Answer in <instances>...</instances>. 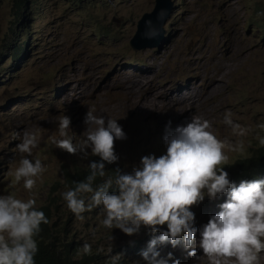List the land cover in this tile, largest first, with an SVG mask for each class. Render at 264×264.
Returning a JSON list of instances; mask_svg holds the SVG:
<instances>
[{"label":"clouds","instance_id":"clouds-1","mask_svg":"<svg viewBox=\"0 0 264 264\" xmlns=\"http://www.w3.org/2000/svg\"><path fill=\"white\" fill-rule=\"evenodd\" d=\"M8 1L12 3L15 17H21L22 22L28 19L38 3L37 0L33 3L31 0L22 3L0 0V3L4 5ZM172 1L174 9L175 2H184ZM258 1L261 3L256 8L264 15V0ZM152 12L141 16L137 30L128 42L133 54H145L144 60L149 59L148 51L162 55L170 45L165 33L172 15L162 26L165 30L162 33L157 23L164 15L158 16V20L144 18ZM250 15L251 11L246 22L251 29L255 25L250 26ZM148 19L149 30L154 26L157 32L146 30L144 21ZM66 22L67 19L57 18L48 29L57 30ZM140 24L144 35L156 41L157 47L142 49L141 42L138 47L132 45ZM20 40L9 65L16 66L13 77L26 70L38 54L37 50L30 49L29 32ZM24 61H27L26 65L22 66ZM156 62L150 66L153 75L132 74L128 68L118 70L116 79L120 81V77H125L121 83L127 92L147 86L146 93L137 102L141 108H152L141 105L152 83L133 84L129 89V81L134 77H151L163 85L172 76H180L179 82L167 90L168 94L191 84L179 85L182 82L179 74L157 78ZM153 64L155 68H152ZM122 70H128L129 76ZM67 75H71L74 82L67 81ZM43 78L38 72L32 74L29 80L40 86L20 84L14 99L7 105H0V117L6 123L0 126L2 146L18 133L6 154V158H17L13 166L16 188L5 189L0 183V264H39L53 250L52 229L56 222L63 233L69 234V238L58 245L59 252L69 250L63 247L64 241L79 242V256L93 254L110 264H264L260 255L264 253V179L261 178L264 171L244 178L234 177L230 167L239 159L233 161L226 149L228 145L230 150H239L242 145L233 148L217 129L208 131L211 125L202 119L205 116L188 114L185 118L151 127L147 119L135 117L137 111L130 108L127 109L131 119L129 124L118 116H97L89 106L80 108L79 122L83 127L77 134L75 117L63 115L59 119V130L45 141L42 132L32 128L27 113L15 114L21 104L19 99L25 93L30 98L29 106L34 107L38 97L48 92L43 86ZM55 78L59 85L56 100L45 104L61 103L65 97L63 91L69 95L68 84L77 85L75 94L81 91L69 71L63 73V80L59 81V76ZM198 80L203 79L200 76ZM9 91L12 96L14 92ZM162 100L164 110L165 101L171 100ZM171 102L175 103L176 111L198 104L183 109L182 104ZM37 115L43 116L44 110ZM231 116L227 112L224 123L237 135H244L245 129L234 123ZM16 118L18 124L13 122ZM24 121L26 127L21 129ZM139 122L144 123V127H138ZM258 128L264 132L260 129L264 124ZM135 132L151 135V140L138 150H132ZM260 144L264 145V138H260ZM47 145L60 160L59 174L40 189L39 184L48 170ZM123 161L128 162L126 167L122 166ZM101 217L111 239L117 241L106 248H98L78 240V225H88L91 219L98 221ZM69 226H73V230ZM90 244L98 252L91 250ZM123 246L124 250L120 251ZM74 248L77 247L70 250Z\"/></svg>","mask_w":264,"mask_h":264},{"label":"rangeland","instance_id":"rangeland-1","mask_svg":"<svg viewBox=\"0 0 264 264\" xmlns=\"http://www.w3.org/2000/svg\"><path fill=\"white\" fill-rule=\"evenodd\" d=\"M37 1L35 5L37 8L23 22L21 17H15L11 2L8 1L4 5L0 3V105H7L14 99L19 93L20 84L39 85L29 78L34 73L41 74L45 81L43 86L47 87L48 92L38 97L34 107L29 106L30 98L28 93H25L19 99L21 104L15 114L27 113L32 128L42 132L45 141L50 140L59 130V119L63 115L75 117L77 134L83 127L79 120L80 108L84 106L92 107L97 116H118L129 124L131 119L127 109L130 108L137 111L135 117L147 119L151 127L185 118L188 114L205 116L202 119L208 120L211 125L208 131L217 129L233 148L242 145L239 150H230L227 145L228 150L234 154L231 156L233 161L238 160V156L246 155L250 145L258 138V133H261L258 127L264 124V110L260 113H249L246 124L240 120L244 116L242 109L228 111L223 103V97L227 90L233 93V88L244 93L255 88L248 75V69L251 67L252 71L256 72L264 68V63L252 61L237 53L231 54V47H228L225 56L214 55L209 45L199 42L201 38H205L211 43V40L205 37L209 31L213 34L215 42H222L227 27L235 28L238 37L248 42L246 35L253 33V27L250 29L246 22L249 16L247 5L251 0H184L181 4L175 2L176 8L166 24L165 35L168 36L170 45L162 55L148 51L146 54L148 60H144L143 52L133 54L129 50L128 42L137 30L141 16L152 11L154 0ZM226 1L232 2L228 14L217 4ZM230 5L227 4V7ZM57 18L67 19V22L61 24L57 30L48 29L55 24ZM28 32L31 35L30 49L37 50L38 54L34 56L26 70L13 77L16 66L9 65L16 47L21 43L20 38ZM229 35H232V32ZM153 62L157 63L155 74L157 78L166 79L179 74L182 79L179 85L191 83L185 85L186 91L179 87L173 93L175 96L181 94L183 97L169 100L175 101L177 105L184 104L185 109L187 106H195L197 102L198 104L184 111H176L175 103L171 101H165V109L162 111L137 106L141 96L146 93L147 86L135 89L132 93L127 92L121 80L116 79L118 70L128 68L132 74L153 75L154 72L150 71ZM65 71L75 76L81 91L75 94L72 87L75 86L77 91V85L68 84L66 88L70 89L69 95H65V90L63 91L65 99L63 98L59 106L56 103L45 104L46 101L56 100L59 85L55 76H59L61 81ZM195 72L202 77L201 82L198 80L200 76L195 74L197 80L194 79L192 83L194 76L192 78L190 76ZM120 79L123 80L125 77L122 76ZM197 81L198 86L194 87ZM171 83L172 77L158 89L156 81L152 84L154 94L156 90H162L159 94H164L166 88L170 90ZM59 84L64 87L63 84ZM229 84L231 88L227 89ZM128 88L131 89V85ZM10 89L14 92L12 96ZM197 93L200 95L199 98ZM158 101L163 102L162 99ZM42 110L44 115L38 116ZM227 112L232 114L234 123L245 129L244 135H237L231 126L224 123V115ZM13 122L18 124L19 119L16 118ZM5 124L0 117V126ZM17 137L18 133H15L4 146L0 143V177L3 176L0 183L5 189L16 188L13 166L17 158H6V154L10 152ZM150 137L149 134L135 132L132 150H138L142 144L151 140ZM2 139L3 134L0 131V140ZM47 146L50 155L48 170L39 184L40 189L46 187L59 174L60 160L53 148ZM9 177L12 178L8 179ZM102 221L101 217L98 221L96 218L91 219L88 225L79 224L78 240L92 243L98 248H106L116 242L117 240L111 239L110 232L103 226ZM69 229L73 230V226H69ZM260 255L261 261H264V253Z\"/></svg>","mask_w":264,"mask_h":264},{"label":"trees","instance_id":"trees-1","mask_svg":"<svg viewBox=\"0 0 264 264\" xmlns=\"http://www.w3.org/2000/svg\"><path fill=\"white\" fill-rule=\"evenodd\" d=\"M19 3H22L24 0H17ZM248 2L247 10L251 11V15L249 18V24L253 27V33L250 35H246L248 42H244L242 39L238 37V32L233 27L226 28V36L223 37V41L217 43L214 41V36L211 32H207L206 36L211 40V43L205 38H201L199 42L205 43L211 47L212 54L225 56L226 50L228 47H231V51L233 53H237L239 56L248 57L250 60H258L259 62L264 63V15H262L257 10V5L261 3L258 0H252ZM217 4L221 5V9L223 12L228 14L229 9L232 7L231 1H226L221 4L217 2ZM227 4H231L227 7ZM255 4V5H254ZM254 5V6H253ZM226 8V9H225ZM260 18H263L258 22ZM259 26V27H258ZM262 26V27H261ZM232 28L235 32L236 41L231 42L228 37V29ZM256 28V29H255ZM212 42H215L212 44ZM248 75L251 78V81L254 82L255 88H252L247 93L240 92L239 89L233 88L234 92L227 90L225 93V97H223V103H225L228 111L240 110L242 109L244 116L241 121H244L247 124V116L251 112L260 113L264 110V68H260L258 71L253 72L252 68L249 67ZM231 85H228L227 89H230ZM138 127H144V123L139 122ZM260 138H264V132L258 133V138L250 145L248 148V152L246 155L238 156V161L232 164L230 170L232 171L234 177L236 178H244L247 176H251L259 173L260 171H264V145L260 144ZM160 142V140H158ZM226 151L232 156L234 155L232 151L226 149ZM231 163V162H230ZM128 162L123 161L122 166L126 167ZM264 179V172L261 176ZM54 247L53 250L48 256L41 261L39 264H110V262H105L98 260V257L93 254H84L79 256V242L76 244L67 241L63 242V247L68 250L65 252L58 251V245L63 241L69 238V234L63 233L59 228L58 222L54 225L52 229ZM91 245V244H90ZM73 246V250H70ZM98 252L95 247L91 245V250ZM124 250V246L120 251Z\"/></svg>","mask_w":264,"mask_h":264},{"label":"bare ground","instance_id":"bare-ground-1","mask_svg":"<svg viewBox=\"0 0 264 264\" xmlns=\"http://www.w3.org/2000/svg\"><path fill=\"white\" fill-rule=\"evenodd\" d=\"M247 2V1H246ZM251 4H252V2H251ZM197 5V4H196ZM255 5V4H254ZM253 5V6H254ZM182 6V5H181ZM229 7V6H228ZM226 9V8H225ZM236 9V8H235ZM245 11V10H244ZM149 25H150V20L148 19V20H145L144 21V27L146 28V30H149ZM259 27V26H258ZM262 27V26H261ZM79 29V28H78ZM152 29H154L156 32H157V28L156 27H154V26H152L151 28H150V30H152ZM256 29V28H255ZM149 30V31H150ZM232 32V35H229L230 33ZM57 34V33H56ZM213 35V34H212ZM86 36V35H85ZM228 37H229V40L231 41V42H235L236 41V36H235V32H234V30L232 29V28H229L228 29ZM77 38V37H76ZM81 39V38H80ZM210 42V41H209ZM209 45V44H208ZM107 47V46H106ZM108 50V49H107ZM107 52H109V51H107ZM112 52V51H111ZM26 65V61H24L23 62V64H22V66H25ZM79 67V66H78ZM156 66H155V64H153L152 65V68H155ZM120 70V69H119ZM123 71V74H126L127 76H129V71L128 70H122ZM113 78V77H112ZM111 79V78H110ZM194 79H196V76H194ZM66 80L67 81H69V82H74L73 81V78H72V76L71 75H67L66 76ZM121 81H122V79H120ZM179 80H180V76H178V75H175V76H172V83L170 84V89H172L178 82H179ZM197 80V79H196ZM108 81V80H107ZM152 83V84H155V80L153 79V78H151V77H146V76H143V77H134L133 78V81H129V85H133V84H138L139 86H144L145 84H147V83ZM128 85V86H129ZM157 87H158V89H160L161 88V86L162 85H160V83L158 82V84H155ZM196 86H197V84H195ZM196 86H194V87H196ZM186 86H181V88L182 89H184ZM191 87H193V86H191ZM167 89L168 88H166L165 89V91H164V94H162V95H164V96H162V95H160L159 93H161V91L162 90H156L157 92H155V94H154V87H152V85L150 86V91L148 92V95L143 99V101H142V103H141V105L143 106V107H147V106H150V107H152L153 109H156V110H162L164 107H162V103H160V102H157L156 101V99H158V98H164L165 100H169V99H173V98H176V97H178V98H181V97H183V96H181V94L180 95H178V96H175L174 94H167L166 92H167ZM185 91H186V89H184ZM72 91L73 92H76V88H75V86H73L72 87ZM177 91V89H175L174 90V92H176ZM65 99V98H64ZM58 100L59 101H61V99L60 98H58ZM56 105L57 106H59V103H56ZM182 105H184V104H182ZM183 109H185L184 108V106H183ZM103 115V114H102ZM164 115V114H163ZM155 125V124H154ZM26 127V123H25V121L22 123V125H21V129H24ZM159 134V133H158ZM150 141V140H149ZM82 242V241H81ZM93 250V249H92ZM97 250V249H96Z\"/></svg>","mask_w":264,"mask_h":264},{"label":"water","instance_id":"water-1","mask_svg":"<svg viewBox=\"0 0 264 264\" xmlns=\"http://www.w3.org/2000/svg\"><path fill=\"white\" fill-rule=\"evenodd\" d=\"M174 7V2L172 0H155V6L152 9L153 12L151 11V14H146L144 18L153 17L154 19L158 20V16L164 15V18L157 23L158 29L163 33L165 30L162 26H164L169 17L173 14ZM138 42H141L142 49H145L147 46L149 49H152V47H157L158 44L156 41L151 40L144 35L141 24L131 43L134 47H138Z\"/></svg>","mask_w":264,"mask_h":264}]
</instances>
